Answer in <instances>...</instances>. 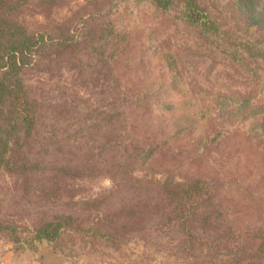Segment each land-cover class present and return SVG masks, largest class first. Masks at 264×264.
Returning a JSON list of instances; mask_svg holds the SVG:
<instances>
[{"label": "trees", "instance_id": "obj_1", "mask_svg": "<svg viewBox=\"0 0 264 264\" xmlns=\"http://www.w3.org/2000/svg\"><path fill=\"white\" fill-rule=\"evenodd\" d=\"M61 1L0 0V171L18 175L30 187L37 177L43 189L49 186L44 195L56 199L61 193L57 185L60 176L67 192L68 211L53 214L37 228L38 243L45 238L59 251L56 244L66 235L85 242L103 241L112 247L137 234L157 243L167 236L178 244L189 242L194 264H264V231L254 235L260 240L255 251L236 245L241 235L238 225L227 216L231 207L217 199L203 175L183 181L170 174L164 180L136 175V166L153 171L168 140L190 137L192 153L198 152L193 158L196 162V157L223 135L212 128L207 110L191 94L185 90L174 93L183 85V76L173 54L164 55L166 82L153 76L124 86L114 78L116 88L104 109L83 111L65 100L33 97L25 83L27 71L64 63L77 69L85 50L97 65L112 64V69L123 71L126 62L143 60L145 46L123 44L131 33L112 26L114 30L107 34L110 16L101 21L97 33L88 36L70 28L55 33L59 36L47 30L30 32L20 21L21 12L34 3L45 13ZM145 1L156 9L178 7L179 19L204 26L206 31L217 25L197 0ZM240 1L253 13L252 23L264 25V13L256 9V0ZM201 18L206 21L197 22ZM175 107L179 109L173 112ZM155 111L168 114L165 141L156 138L162 118L148 116ZM136 116L141 117L138 123ZM52 153L62 155L64 163L45 160ZM97 176L109 178L110 187L78 200L76 181ZM211 252L215 256L208 257ZM219 255L231 259H219Z\"/></svg>", "mask_w": 264, "mask_h": 264}, {"label": "rangeland", "instance_id": "obj_2", "mask_svg": "<svg viewBox=\"0 0 264 264\" xmlns=\"http://www.w3.org/2000/svg\"><path fill=\"white\" fill-rule=\"evenodd\" d=\"M197 1L218 26L206 31L204 26L179 19L180 8L156 9L145 0H62L45 13L34 3L19 16L30 32L47 30L59 36L55 33L70 28L88 36L92 31L97 33L101 21L110 16L112 25L107 24V34L114 30L112 26L126 30L131 34L123 44L146 49L142 61L125 63V72L112 69V64L97 65L95 57H87L85 50L79 68L64 63L29 70L25 83L33 97L40 100H65L83 111L104 109L109 107L116 88L114 78L124 86L153 76L166 82L164 55L173 54L183 76V85L174 93L185 90L191 94L207 110L212 128L223 135L196 157V162L193 158L198 152L192 153L190 137L168 140L162 145L163 158L155 162L153 171L136 166V175L164 180L170 174L178 181L203 175L212 184L217 199L231 207L227 216L238 225L241 235L236 245L255 251L260 240L254 235L264 231V25L252 23L253 13L240 0ZM256 9L264 13V0H256ZM203 21L206 19L197 22ZM178 109L175 107L173 112ZM148 116L162 118L159 129L163 135L159 131L156 138L165 141L168 114L155 111ZM140 120L139 116L134 118L137 123ZM45 160L64 163L59 153L49 154ZM36 179L31 187L25 186L18 175L0 171V258L10 249H32L38 244L37 228L53 214L68 211L63 177L59 176L57 183L61 188L58 199L44 195L49 186L43 189ZM76 182L78 200L105 192L111 185L109 178L101 176ZM139 236L112 247L103 241L85 242L66 235L56 246L67 264L195 263L187 241L178 244L161 236L157 243ZM43 241L54 245L45 238ZM213 255L211 252L208 257Z\"/></svg>", "mask_w": 264, "mask_h": 264}, {"label": "crops", "instance_id": "obj_3", "mask_svg": "<svg viewBox=\"0 0 264 264\" xmlns=\"http://www.w3.org/2000/svg\"><path fill=\"white\" fill-rule=\"evenodd\" d=\"M0 264H67L63 255L49 242L36 244L35 249H10L0 258Z\"/></svg>", "mask_w": 264, "mask_h": 264}]
</instances>
